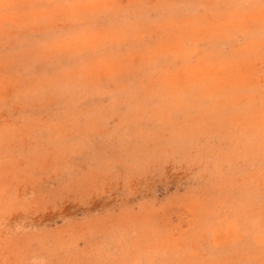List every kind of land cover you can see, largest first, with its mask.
Instances as JSON below:
<instances>
[{
	"label": "rangeland",
	"instance_id": "374dc122",
	"mask_svg": "<svg viewBox=\"0 0 264 264\" xmlns=\"http://www.w3.org/2000/svg\"><path fill=\"white\" fill-rule=\"evenodd\" d=\"M0 264H264V0H0Z\"/></svg>",
	"mask_w": 264,
	"mask_h": 264
}]
</instances>
